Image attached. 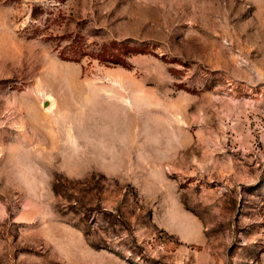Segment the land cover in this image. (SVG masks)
<instances>
[{"label": "rangeland", "instance_id": "1", "mask_svg": "<svg viewBox=\"0 0 264 264\" xmlns=\"http://www.w3.org/2000/svg\"><path fill=\"white\" fill-rule=\"evenodd\" d=\"M0 264H264V0H0Z\"/></svg>", "mask_w": 264, "mask_h": 264}, {"label": "trees", "instance_id": "2", "mask_svg": "<svg viewBox=\"0 0 264 264\" xmlns=\"http://www.w3.org/2000/svg\"><path fill=\"white\" fill-rule=\"evenodd\" d=\"M125 41H119V42H107L103 43L98 47V50L96 52V55L99 58L105 59L110 62H115V63H121L125 64V56L130 53L135 51L134 48H129L126 47V44L124 45ZM120 45L117 47V45ZM122 45V46H121ZM85 54V51H81L80 49L73 51V54L70 55V57H80L81 55Z\"/></svg>", "mask_w": 264, "mask_h": 264}]
</instances>
